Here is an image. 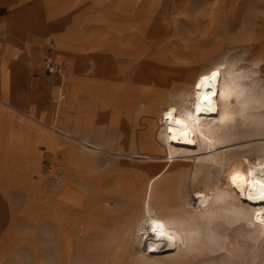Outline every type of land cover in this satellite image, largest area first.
<instances>
[{
	"label": "rangeland",
	"instance_id": "obj_1",
	"mask_svg": "<svg viewBox=\"0 0 264 264\" xmlns=\"http://www.w3.org/2000/svg\"><path fill=\"white\" fill-rule=\"evenodd\" d=\"M2 2L49 36L50 42L42 37L44 68L49 58L63 71L57 76L62 95L54 100V119L43 118L50 125L47 148L43 131L19 128L15 161L0 155V264H70L55 225L41 218L43 193L48 202L65 199L61 208L81 225L105 206V197L120 201L116 194L128 177L133 186L149 180L145 168L153 162L141 155L148 149L144 137L157 144L159 133L154 118L145 124V112L188 101L183 85L167 74L180 71L188 82L220 65L226 78L245 86L239 101L233 99L239 110L234 123L216 142L213 171L204 161L196 163L197 156L184 158L185 198L222 186L245 159L264 158V0ZM14 126L11 122L9 129ZM5 128L0 120V137ZM85 140L97 149L84 148ZM216 225L208 252L168 260L133 255L122 264H264L263 218L223 216ZM90 245L75 229L71 264H91Z\"/></svg>",
	"mask_w": 264,
	"mask_h": 264
},
{
	"label": "bare ground",
	"instance_id": "obj_2",
	"mask_svg": "<svg viewBox=\"0 0 264 264\" xmlns=\"http://www.w3.org/2000/svg\"><path fill=\"white\" fill-rule=\"evenodd\" d=\"M166 76L183 85L188 101H181L179 106L165 104L155 112L147 108L145 124L150 125L154 118V131L159 133L157 144L150 135L144 137L148 149L141 155L153 162L145 168L151 173L147 182L133 186L132 178L128 177L122 192L116 194L120 201L105 197V206L100 205L96 212L92 209L89 222L81 225L70 222V216L61 208L66 204L65 193L59 195L64 199L62 204L55 200L48 202L44 193L40 196L41 218H49L55 225L59 239L67 246L70 264L75 229L81 232L83 242L91 244L86 250L91 264L103 261L122 264L133 255L168 260L181 254L189 256L195 250L208 252L216 239L214 227L223 216L236 221L264 219V199H261L264 158L245 159L232 167L222 186L213 184L216 142L226 127L234 123L239 110L233 107V99L239 101L245 86L236 79L226 78L220 65L188 82L180 71ZM219 95L226 99L222 104ZM80 144L90 150L97 149L86 140ZM187 155L197 156L196 163L207 164L212 170L209 180L213 184L209 191H193L188 199L183 182L184 168L189 166L183 161Z\"/></svg>",
	"mask_w": 264,
	"mask_h": 264
},
{
	"label": "crops",
	"instance_id": "obj_3",
	"mask_svg": "<svg viewBox=\"0 0 264 264\" xmlns=\"http://www.w3.org/2000/svg\"><path fill=\"white\" fill-rule=\"evenodd\" d=\"M2 3L0 0V120L6 122V128L0 137V155H9L14 162L12 148L20 142L19 128L43 131L47 148L46 128L50 125L43 118L54 119L60 83L44 68L42 37L49 41V36L41 35L35 24L18 19ZM11 122L16 126L9 129Z\"/></svg>",
	"mask_w": 264,
	"mask_h": 264
},
{
	"label": "built area",
	"instance_id": "obj_4",
	"mask_svg": "<svg viewBox=\"0 0 264 264\" xmlns=\"http://www.w3.org/2000/svg\"><path fill=\"white\" fill-rule=\"evenodd\" d=\"M45 69L51 76H58L62 74V67L58 64L52 63L49 58H45Z\"/></svg>",
	"mask_w": 264,
	"mask_h": 264
},
{
	"label": "snow or ice",
	"instance_id": "obj_5",
	"mask_svg": "<svg viewBox=\"0 0 264 264\" xmlns=\"http://www.w3.org/2000/svg\"><path fill=\"white\" fill-rule=\"evenodd\" d=\"M215 75V74H213ZM205 99H208V97H205ZM179 123V121H177ZM249 199H251V197H249ZM261 199H264V195L261 196Z\"/></svg>",
	"mask_w": 264,
	"mask_h": 264
}]
</instances>
